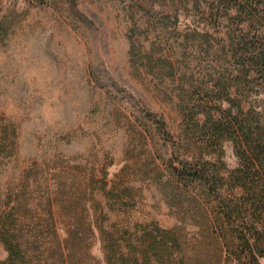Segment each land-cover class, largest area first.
Listing matches in <instances>:
<instances>
[{"label":"rangeland","instance_id":"obj_1","mask_svg":"<svg viewBox=\"0 0 264 264\" xmlns=\"http://www.w3.org/2000/svg\"><path fill=\"white\" fill-rule=\"evenodd\" d=\"M173 5L155 0L148 13L141 0H0V233L16 229L20 248L41 255L19 264H107L101 230L132 246L116 264L143 254L145 264L179 255L184 264H239L194 233L197 201L168 166L196 145L176 148L179 82L165 44L173 35L150 31L201 21L189 4ZM224 151L235 167L230 142Z\"/></svg>","mask_w":264,"mask_h":264},{"label":"trees","instance_id":"obj_2","mask_svg":"<svg viewBox=\"0 0 264 264\" xmlns=\"http://www.w3.org/2000/svg\"><path fill=\"white\" fill-rule=\"evenodd\" d=\"M154 1L141 0L148 13ZM172 2H176L175 10L177 4V8L189 4L201 21L185 31L174 27L150 31L173 35L172 42L165 44L168 55L175 58L167 72L179 82L181 132L176 148L196 145L190 158L178 155L177 165L170 161L168 166L182 189L194 195L195 213L204 214L195 215L194 233L218 244L239 264H259L264 258V108L257 102L264 96V0ZM150 18L160 21L154 13ZM155 123L160 136L169 135L163 121ZM226 142L232 144L238 161L233 168L223 159ZM3 227L8 228L0 233L7 257L0 264L28 263L41 257L24 252L16 229ZM168 233L161 231L159 240L180 251L181 242L168 238ZM121 237L122 245L116 234L101 230L107 264H116L114 257L123 252L122 246L132 250ZM143 256L139 264L147 263V254ZM160 264H184V256L163 259Z\"/></svg>","mask_w":264,"mask_h":264}]
</instances>
